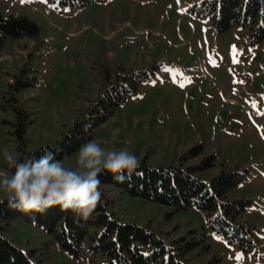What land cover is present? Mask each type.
Returning <instances> with one entry per match:
<instances>
[{"label": "rangeland", "instance_id": "rangeland-1", "mask_svg": "<svg viewBox=\"0 0 264 264\" xmlns=\"http://www.w3.org/2000/svg\"><path fill=\"white\" fill-rule=\"evenodd\" d=\"M202 1L93 0L69 10L46 0H0V151L21 159L54 144L116 74L153 66L90 140L126 148L155 168L214 155V166L196 174L203 181L237 167L243 175L227 196L249 200L238 221L252 227L253 244L240 250L227 242L193 205L175 210L101 186L108 211L154 231L167 248L180 247L181 238L199 241L183 256L188 264H264V38L250 43L240 27L214 32L194 10ZM196 144L198 156L179 160ZM74 154L62 159L66 165ZM2 235L42 264L99 261L88 238L73 255L33 224L12 221Z\"/></svg>", "mask_w": 264, "mask_h": 264}, {"label": "trees", "instance_id": "trees-1", "mask_svg": "<svg viewBox=\"0 0 264 264\" xmlns=\"http://www.w3.org/2000/svg\"><path fill=\"white\" fill-rule=\"evenodd\" d=\"M46 1L59 8L80 10L93 0ZM194 10L197 14L208 16L214 32L240 27L247 30L250 43L264 38V0H203L195 5ZM152 68L149 66L147 70ZM147 70L116 74V81L105 87L66 135L50 146L24 152L20 160L38 158L48 151L58 160L72 155L81 144L90 140L95 127L112 116L125 97L136 92L137 85L148 77ZM32 85L31 82L23 83L24 87ZM201 149V145L196 144L180 155L179 160L185 156L196 157ZM215 160L214 155H208L194 166L179 164L156 168L142 162L131 175L125 174L122 181H116L111 173H103L99 176L101 201L87 221L70 211L62 212L58 207L50 208L43 214L22 213L10 207L5 200L0 203V264H42L2 235L12 221L40 227L63 250L73 255L88 238V251L98 257L97 264H188L183 256L198 248L199 241L181 238L178 240L183 242L180 247L167 248L163 240L147 227L118 221L108 211L109 203L101 186H112L131 197L175 210H185L193 205L203 214L212 232L223 236L229 243H235L240 250H247L253 244L252 227L238 221V216L245 211L249 200H229L227 196L228 191L239 184L243 173L237 167L221 168L207 181L196 175L212 168ZM90 230H93L92 234H89ZM219 262L218 258H213L206 264Z\"/></svg>", "mask_w": 264, "mask_h": 264}, {"label": "clouds", "instance_id": "clouds-1", "mask_svg": "<svg viewBox=\"0 0 264 264\" xmlns=\"http://www.w3.org/2000/svg\"><path fill=\"white\" fill-rule=\"evenodd\" d=\"M9 171L0 172V203L22 213H45L58 207L87 221L101 201L103 173L122 181L139 167L138 158L126 148L107 149L91 139L74 154V165L58 160L50 151L21 161L13 151H0Z\"/></svg>", "mask_w": 264, "mask_h": 264}]
</instances>
